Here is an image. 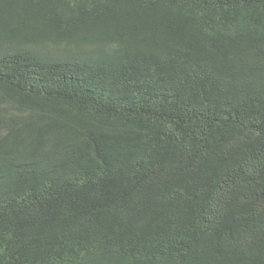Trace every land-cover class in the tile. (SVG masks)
Returning a JSON list of instances; mask_svg holds the SVG:
<instances>
[{"label": "trees", "instance_id": "obj_1", "mask_svg": "<svg viewBox=\"0 0 264 264\" xmlns=\"http://www.w3.org/2000/svg\"><path fill=\"white\" fill-rule=\"evenodd\" d=\"M0 264H264V0H0Z\"/></svg>", "mask_w": 264, "mask_h": 264}]
</instances>
